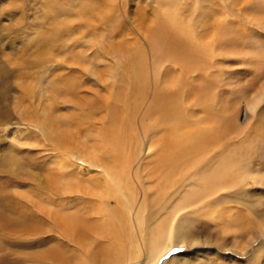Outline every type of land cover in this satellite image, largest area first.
Segmentation results:
<instances>
[{"label": "rangeland", "instance_id": "1", "mask_svg": "<svg viewBox=\"0 0 264 264\" xmlns=\"http://www.w3.org/2000/svg\"><path fill=\"white\" fill-rule=\"evenodd\" d=\"M262 89L264 0H0V264H35L31 254L44 247L57 253V246H64L66 237L56 233L55 223L48 219L52 226L32 227L5 204L38 217L36 207L52 206L53 188L61 192L68 185V206L78 208L82 182H103V170L78 157L61 163L45 131L54 127L64 140L93 144L99 134L91 125L107 116L100 110L107 98L113 102L111 144L121 149L115 156L133 151V169L140 174V181L131 179L132 216L143 211L145 231L136 219L120 227L127 230L121 233L128 248L144 249L145 234L167 227L178 215L175 209L187 202L176 222L185 221V232L194 238L181 245L175 241L159 264L175 258L179 264H234L255 249L264 264V250H257L264 244L259 235L264 213L255 216L230 203L232 217L240 212L228 225L233 233L223 220L209 218L207 208L196 209L202 193L218 192L214 186L201 193L195 188L207 175L197 177L199 166L228 150L238 166L264 178V144L262 151L253 150L254 140L264 143ZM175 118L174 130L180 131L172 132ZM199 129L207 135L196 138L193 162L185 154L176 167L158 162L164 140L176 143V156L188 148L179 132L198 135ZM75 183L79 189H71ZM246 184L240 194L239 187L220 194L264 210V181L250 177ZM163 188L165 195L159 196ZM120 191L115 189L110 207L122 201ZM218 213L222 217V210ZM64 253L70 260L74 254Z\"/></svg>", "mask_w": 264, "mask_h": 264}, {"label": "bare ground", "instance_id": "2", "mask_svg": "<svg viewBox=\"0 0 264 264\" xmlns=\"http://www.w3.org/2000/svg\"><path fill=\"white\" fill-rule=\"evenodd\" d=\"M105 86H109V85H105ZM262 91L264 92V89H262ZM111 102L109 98H107L105 102L106 103L105 106L100 108L101 111H106L107 116L98 119L97 120L98 125L97 124L91 125L94 126L93 130L98 131L99 134V137L94 138V140L98 139V141H94L93 144L91 143L92 145L91 144L89 145L86 142L78 144L75 142H69L66 139L64 140V137L61 134V132L56 131L54 127H51L50 130L45 131L46 135L49 138V141L54 146L55 151H58L57 156L58 158H60L59 160L61 163H65L67 159H71L73 162H75V157H78L81 158L84 162L87 161V163L91 164L92 166L101 168V170H103V173L102 171H99L100 172L99 174H101V176L103 177L102 178L103 182H97L96 180L97 183H93L94 182L93 180L91 184L89 183L90 185L82 182L83 194L81 195V192H79L80 190L78 191L79 195L81 196H80L79 206H75V208L78 207L76 210L74 209L75 211H72V207L68 206L71 205L69 200L70 195L68 196V194L70 193V187L68 185L65 188H61L60 189L61 192H58L59 188L57 189L53 188L52 190L53 193L51 195L49 202V204H52V206L48 208H41L40 206L36 207L38 211L36 213L39 216L37 217L34 215V213H31L30 217L31 218L33 217L32 219L26 217L29 215H26V213L21 210L22 209L21 207L19 206L16 207L15 205L11 204L13 202L7 201L5 204L6 207L9 208V211L17 215V218L18 216L19 219L24 218L26 224H31L32 227H34L37 223L38 225L41 224L45 226V224L46 225L50 224L52 226L53 224L50 222L52 221L53 223H55L53 227L55 226L54 229L56 233L60 232V234L64 236L63 238L66 237L65 240L67 243L65 242L63 247L57 246L58 247L57 253H55L54 249L51 247L50 248L44 247L41 250H38L39 252L36 251L35 254L33 255L31 254L29 258L30 260H32L33 263L35 262V264H159V262H161V258L167 252H169L175 241L178 245H181L186 243V240L190 239V237H191V241L194 238V233L187 234V232H185L187 231V226L185 224V221L179 219L182 222L180 223L176 222V219L179 218L180 213L183 212L184 209L186 210L187 208H189L188 203L186 202V205L185 204L180 205V207L175 209L178 215L173 217L169 222L165 224V226L167 227H163L159 231L156 229H160L161 226H158L156 229H153L154 231H151L149 234H145L144 237L146 238L145 242L143 240L144 249L141 248L139 250L136 249V247H134L133 249H131V247L128 248L129 244L127 245L124 242L125 240H123L124 238L121 231H124L126 229H121L120 227L123 228L127 227L128 220L130 221L132 220L131 222H133L136 219L139 230L145 231L143 225L144 224V219L142 214L143 211L139 210L135 216H132L134 204L136 202L134 197L131 196V195H135V193L134 194L131 193L134 192L132 189L133 183L131 182V179L133 178L134 180L140 181V174H139V170L137 175V173L133 169V164H134L133 151L131 150L126 151L130 154L125 153L123 157H121L118 154H116L117 156H115L114 151L120 152L121 149H119L120 147L117 145V143H116L117 149H114V145L111 144L113 141V137L110 132L112 122L109 120L111 118V111L113 109L111 107V104L113 102L112 103ZM253 105L254 103L252 104L251 107L252 110H253ZM177 121L178 120H176L175 118L172 119L170 122L171 125L169 126V129L172 127V129H170L172 130V132L180 131L178 130V127H176L177 128L176 130H174V126L178 125ZM100 123L101 126L99 125ZM194 131L197 132L198 135L196 133L188 134L185 131L179 132L178 140H183V142L187 145L188 148L185 150V146H184L183 149H180L178 151V154L176 156H175V151L177 147L176 143L173 141L164 140L162 145V154L158 162L161 164H171L173 167H176L179 165L180 159L184 154H185L184 155L185 158H188L191 162H193V157L196 153L199 144V140L196 138H198V136L203 137L207 135L204 134L203 129H199L197 131L194 130ZM103 132H105L104 137H102ZM107 134L111 136L110 140H107ZM263 144H264L263 138L260 140L258 139L254 140L253 150L258 149L259 151H262ZM76 146L77 149H75ZM234 154L235 153L228 150L227 152L223 153L221 158L216 157L213 161L205 162L203 165L199 166L197 177L201 178L203 172H205L207 173L206 175L207 178L204 177L203 180L200 181L195 186L196 192L198 193L203 192L204 188L214 186V189L218 192L216 193L211 192L210 194L202 193L201 196H199L198 198V202H200V204L196 206V209L203 210L207 208L206 213L209 218H212L213 221L215 220L214 222L216 223L223 220L225 228L228 227L227 230L232 232L233 231L236 232V231L233 230L234 228L232 229L228 225L230 223L233 226L240 212L234 214V217H232L229 211V208L231 207L230 203H235V202L238 204L240 203L239 208H244L246 206L255 216L256 215L260 216L261 214L264 213V210L255 209L256 203L254 202H246L242 200L240 201L238 199L231 201L230 195L226 193L220 194V192H224L226 190L230 191L233 188L237 189V187H239L237 190V194H240L241 192L239 190L242 187H244L243 185H247L246 184L247 179L250 177H253L255 180H257V182L260 183L264 181L263 174L262 175L254 174V171L248 172L242 165L238 166L237 164L238 159L234 157ZM260 172L261 170L257 171V173ZM78 179H80V177ZM116 188L121 190L120 199H122V201L118 199L119 204L117 206L110 207L109 200L112 197H115ZM71 189H79V187L75 183ZM164 190L165 189L163 188L161 191L162 193L159 192V196L165 195L163 194ZM34 192H39V191L35 190ZM231 192L234 193V191ZM247 194L249 193L242 195L248 197ZM21 195L26 197L29 201H31L28 195L25 194H21ZM79 195H77V197ZM213 195L217 197L212 198ZM5 198L6 197H3L2 199L4 200ZM60 198H64L65 201L60 200ZM154 201L156 202L158 200L156 199ZM159 210L162 211L163 206H161ZM218 210H222V217H217L215 215V214H219ZM4 213H7V211ZM35 217H37V219ZM114 219L116 220L118 219V223ZM6 220L8 219L6 218ZM50 230L53 229L50 227ZM50 230L49 229L48 231L45 230V232H51ZM260 230L262 231H259L260 233L259 235L264 236V223H262V227ZM42 232L45 233L44 231ZM2 233L3 236L4 232ZM131 238H133V236H131ZM233 239L234 241L232 242H237L240 238H236L235 236ZM132 240H134V238ZM132 240L129 241V243L135 246V241ZM253 240L254 237H251L249 240L250 243L249 245L253 243ZM241 242H243V245H245V242L243 240H241ZM257 250L258 251L264 250V244H261V246H259ZM64 251L74 252L71 260L69 259L68 254L64 253ZM80 251L83 253V255L81 254L82 256L79 255ZM243 254L249 256L248 258H245V262L236 261L237 263L234 264H260L261 259L260 256L256 254V249H255V253L253 254L247 255L246 251ZM167 264H179V263L177 258H175L173 261L168 262ZM183 264H188V263L185 260ZM191 264L194 263L191 262Z\"/></svg>", "mask_w": 264, "mask_h": 264}, {"label": "snow or ice", "instance_id": "3", "mask_svg": "<svg viewBox=\"0 0 264 264\" xmlns=\"http://www.w3.org/2000/svg\"><path fill=\"white\" fill-rule=\"evenodd\" d=\"M177 249H174V251H176Z\"/></svg>", "mask_w": 264, "mask_h": 264}]
</instances>
